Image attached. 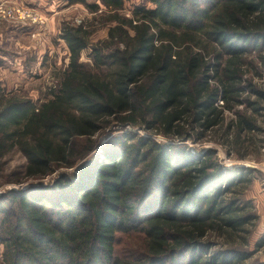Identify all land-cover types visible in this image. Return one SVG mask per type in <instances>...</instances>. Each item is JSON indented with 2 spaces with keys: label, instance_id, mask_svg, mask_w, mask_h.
Wrapping results in <instances>:
<instances>
[{
  "label": "trees",
  "instance_id": "1",
  "mask_svg": "<svg viewBox=\"0 0 264 264\" xmlns=\"http://www.w3.org/2000/svg\"><path fill=\"white\" fill-rule=\"evenodd\" d=\"M79 1L96 18L62 23L70 61L44 98L0 87V189L37 181L0 194L4 264H264L256 171L204 148H264V0ZM13 150L22 182L4 180Z\"/></svg>",
  "mask_w": 264,
  "mask_h": 264
},
{
  "label": "rangeland",
  "instance_id": "2",
  "mask_svg": "<svg viewBox=\"0 0 264 264\" xmlns=\"http://www.w3.org/2000/svg\"><path fill=\"white\" fill-rule=\"evenodd\" d=\"M4 7L22 6L42 16L46 25L38 26L31 22L8 23L2 22L0 29V87L6 93H20L37 101L44 98L49 88L56 82V74L64 70L69 64V50L64 41L59 39L63 22L79 25L90 22L96 18L79 0H0ZM87 3H95L94 0H84ZM138 5L152 7L147 0H125V14L132 15V11ZM104 11V10H103ZM95 33L93 41L97 42L107 37V28L102 23L96 22L93 26ZM83 62L91 63L90 51H85ZM264 106V104H263ZM264 116V111L262 113ZM131 132L141 131L130 129ZM119 134L118 132L115 135ZM260 138V137H259ZM264 138V135L263 137ZM108 137L99 136L101 143ZM159 140H162L159 138ZM204 148H215L219 152V158L227 169L250 168L254 169L255 181L249 193V200L255 207L259 216L257 225L250 239V251L254 253L256 244L264 239V148L259 157L250 149V159L239 160L234 155L229 157L227 151L219 145L207 143ZM258 161H257V160ZM4 180H24L27 160L18 151L13 150L4 159ZM66 170H60L64 172ZM72 171V170H68ZM57 172V173H59ZM56 174L41 182L53 181ZM37 181H24L21 184H5L0 189V194L6 190L27 188ZM261 213V216L260 214ZM249 229L251 227H248ZM242 235V234H241ZM220 241V240H219ZM221 242V241H220ZM262 247L254 253V258L264 263V242ZM258 249V248H257ZM4 247L0 244V264H4Z\"/></svg>",
  "mask_w": 264,
  "mask_h": 264
},
{
  "label": "built area",
  "instance_id": "3",
  "mask_svg": "<svg viewBox=\"0 0 264 264\" xmlns=\"http://www.w3.org/2000/svg\"><path fill=\"white\" fill-rule=\"evenodd\" d=\"M4 21L8 23L23 24L31 22L38 26L46 25V21L42 16L38 15L35 11L22 6L4 7L3 5H0V29L2 22Z\"/></svg>",
  "mask_w": 264,
  "mask_h": 264
},
{
  "label": "crops",
  "instance_id": "4",
  "mask_svg": "<svg viewBox=\"0 0 264 264\" xmlns=\"http://www.w3.org/2000/svg\"><path fill=\"white\" fill-rule=\"evenodd\" d=\"M2 1H0V3H1ZM260 214V216H261V213H259Z\"/></svg>",
  "mask_w": 264,
  "mask_h": 264
}]
</instances>
